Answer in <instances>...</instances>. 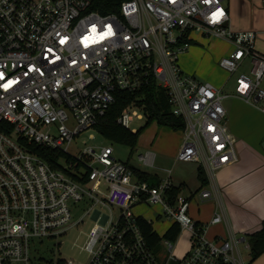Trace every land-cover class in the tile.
Listing matches in <instances>:
<instances>
[{"label":"built area","instance_id":"built-area-1","mask_svg":"<svg viewBox=\"0 0 264 264\" xmlns=\"http://www.w3.org/2000/svg\"><path fill=\"white\" fill-rule=\"evenodd\" d=\"M257 1L264 9V0ZM224 3L123 0L117 14L103 15L92 9V0H0V264H33L31 243L57 240L78 228L84 216L74 221L69 203L76 207L84 201L90 205L85 216L94 221L81 248L88 264H253L240 249L244 243L249 252L246 240L233 232L207 238L209 226H228L223 211L215 212L208 225L190 215L193 201H211L218 191L179 194L171 203L170 193L179 188L171 170L152 186L117 160L112 147L69 152L94 131L116 92L136 93L155 84L185 123L178 162L201 166L209 184L236 163V139L226 123L221 90L184 75L178 65L193 35L225 39L233 49L219 61L222 69L233 74L246 60L251 63L249 74L236 79L235 94L250 104L264 101V53L255 47L260 31H231ZM142 115L131 105L117 122L130 129L133 116ZM30 146L62 152L76 165L88 160L80 172L75 164L59 161L66 171L87 175V181L54 169ZM154 158L149 151L141 156L150 167ZM136 203L160 205L165 217L190 233L191 248L182 259L174 257V243L164 239L169 257L159 261L136 223Z\"/></svg>","mask_w":264,"mask_h":264},{"label":"rangeland","instance_id":"rangeland-1","mask_svg":"<svg viewBox=\"0 0 264 264\" xmlns=\"http://www.w3.org/2000/svg\"><path fill=\"white\" fill-rule=\"evenodd\" d=\"M224 4L230 10V30L233 32L250 29L259 30L260 35L257 37L255 47L258 51L264 52L263 7H260L257 0H225ZM193 39L196 44H191L188 50L179 57L178 65L182 73L186 76H192L202 83L211 82L220 89L221 95L224 97L223 106L226 110V123L229 131L237 129L238 135L235 137L244 139L255 150L257 149L258 152L263 153L264 137H260L259 130L264 127V101L259 103L251 101V104H247L235 95L236 79L241 74H249V70L251 69L250 60H246L235 73L230 74L219 66L221 58L228 56L233 49L230 42L222 38L198 34L193 35ZM138 114L141 113L138 112ZM146 120L144 115H142V119L133 116L129 127L132 130L138 131L144 127ZM181 142V131H174L170 127L153 121L142 130L138 145L134 150L128 146L109 142L99 133L89 131L69 148V152L76 155L89 148L98 150L100 147L109 146L114 150V156L117 160L128 163L131 167L143 173L153 176L157 175L164 179L166 178L164 170L175 169L176 171L184 167L188 170L187 164L176 162L175 160L176 149ZM146 151L155 154L154 167L145 166L138 159V156L145 154ZM216 178L222 188L224 206L231 221L233 212L230 205L241 208V212H251V205H256V203L264 198V182L255 183L249 177H237L234 171L228 168L219 171ZM196 186H198L197 182L189 183L191 190ZM188 192V189H185L183 195L187 196ZM69 207L71 208L74 221L84 216L82 224L78 228L70 230L65 237L58 238L57 240L47 238L35 239L30 246L33 264H59V261L63 260H72L75 264H88L89 255L83 252L81 248L85 243L90 228L94 225L91 217L85 216L90 205L84 201L77 203L76 207H73V204L70 202ZM196 208L197 206L194 202L191 209V217H193ZM113 213L115 217L118 215L116 209H114ZM157 213L161 214V209L155 206H143L135 210V214L144 217L152 223L153 228L162 237L170 227L172 220L166 218L164 215L161 222L156 223L154 215ZM209 217L210 212L208 209L202 208L200 218L206 220ZM244 236V233L241 232L238 233L237 238ZM190 238L191 235L188 231H182L179 234L176 241L177 246L174 250L176 258L182 259L189 252L191 248ZM240 249L244 257L249 258V252L245 249L244 243L240 244Z\"/></svg>","mask_w":264,"mask_h":264},{"label":"trees","instance_id":"trees-1","mask_svg":"<svg viewBox=\"0 0 264 264\" xmlns=\"http://www.w3.org/2000/svg\"><path fill=\"white\" fill-rule=\"evenodd\" d=\"M123 0H92V9L98 11L100 14L118 13L119 5ZM191 44H196L194 41ZM116 101L107 111L105 116L99 121L94 131L99 133L104 139L117 145H124L134 150L138 144V140L142 130L148 127L153 121H157L158 124L170 127L174 131H181L183 133L185 129V123L182 117L176 116L172 113L171 107L165 91L158 89L155 84L142 89L136 93H128L123 91L116 92ZM135 105L146 115V124L140 130L135 133L130 129H127L123 125L117 122L118 118L127 107ZM32 152L40 156L54 169H60L66 171L60 164V160H64L66 163L75 164V160L70 156L48 149L40 148L37 146H30ZM88 160L81 161L74 165L76 172L86 170L88 168ZM134 174L139 180L149 182L151 176L147 173H143L134 167H131ZM74 180L80 183L87 181V175L82 174V177H78L76 174L68 172ZM88 173V170L86 171ZM197 178L201 183V189L209 185L208 178L205 170L199 166L197 168ZM152 182L154 180H151ZM158 184H151L152 186ZM180 194V188L173 190L170 193V202L175 200L176 196ZM136 223L141 230L143 236L147 242L153 246L157 244L161 238L153 232V228L149 222L139 217L136 218ZM181 229L178 225H173L164 235V239L175 243ZM247 244L249 245L250 261L256 264V261L264 256V220L261 223L259 230L254 231L245 237Z\"/></svg>","mask_w":264,"mask_h":264},{"label":"crops","instance_id":"crops-1","mask_svg":"<svg viewBox=\"0 0 264 264\" xmlns=\"http://www.w3.org/2000/svg\"><path fill=\"white\" fill-rule=\"evenodd\" d=\"M260 52H262V51H260ZM262 53H264V52H262ZM208 83H211V82H208ZM236 97L240 100H243L240 97H238L237 95H236ZM247 104H250V103H247ZM236 131H237V129L232 130L231 134L236 139L237 162L232 164V165L227 166L224 169H227V168L232 169L237 177H240V176H245L246 178L249 177L251 179V181H253L255 183L264 182V148H263V153L260 151L258 152L257 149L255 150L244 139H238L237 137H235L236 135H238ZM259 131H260V137L263 138L264 137V127H262ZM135 132L136 131H134V133ZM182 142H183V133H182ZM182 142L180 143L179 147L176 149V156H177V153L179 152V150L182 146ZM263 142H264V140H263ZM146 152H148V151H146ZM141 156L142 155H139L138 159L140 160L141 163H143L141 160ZM155 159H156V156L154 158V162H155ZM175 160H176V158H175ZM176 162H178V161L176 160ZM185 164H187L188 170L185 167L183 169H180V168L177 169L178 171L177 170L175 171V169L171 170V180L173 181L176 188H178V187L180 188V194L183 195V191L185 189H188L189 192H188L187 196H185V197H190L194 193H198L203 188L201 189V183L199 182V180L197 178V168L199 167V165L196 163H185ZM145 166H148V165H145ZM224 169H222V170H224ZM164 173L166 174L165 170H164ZM150 176H151V179L148 182L149 184H154V183H157V182L162 180V178H160L157 175H154V176L150 175ZM216 177H217V174L214 177L213 183L212 184L210 183L205 189L213 190L214 194L218 191L219 194H218L217 198L212 199L210 202L206 201L203 204H199L200 202L197 201V199H196L190 205V215H191V213H192L191 209L194 205V202L196 203L197 208H196V211L194 210L195 213H193V217L196 220L193 217L192 218L196 222H199L201 224L208 225L209 221L211 220V218L215 212L223 211L224 214L226 215L227 220H228V226H226L224 224H220V225H216V226H209L208 229L206 230L207 231L206 232L207 238L215 239V238L220 237V236L225 237L229 234L230 231L236 235H238V233L243 232L244 235L246 236V235H248L254 231L259 230L261 227V223L264 220V198L261 199L260 202L256 203V205L255 204L251 205L252 206L250 208L252 210L251 212H249V211L241 212L240 211L241 208H236L234 205L233 206L230 205V208L233 212L232 213L233 218L231 221L229 214H228V212L224 206L222 188L218 184ZM151 180H154V181L152 182ZM193 182H197L198 186L194 187L193 190H191V188L189 187V183H193ZM211 187H213V188H211ZM206 203H208V204H206ZM143 206L159 207L161 209V214L157 213L156 215H154L155 216L154 220L156 221V223L161 222L162 218L164 217V214H163V208L160 205H150V204H140V203L134 204L132 211L137 218L141 217V218L145 219L144 217L135 214V210L137 208L143 207ZM202 208L203 209L207 208L208 211L210 212V217L206 220L205 219L203 220L200 218V211L202 210ZM145 220L147 222H149L147 219H145ZM150 224L153 228L152 223H150ZM173 225H174L173 222H171V225L167 229V231ZM183 231H186V230H183ZM153 232L158 235L157 231L154 228H153ZM166 232H165V234H166ZM164 235L162 237L158 235L161 238V240L157 244L151 246L148 243L149 246L153 248V251L156 254V256L158 257L159 261H161L162 263H165L169 257V254L167 253V251L162 246L163 241H164ZM245 236L242 238L240 237L239 239L241 241H243V239H245ZM176 246H177V242H175L173 244V248H172L173 255H174V250H175ZM174 257H175V255H174ZM176 259H178V258H176ZM256 264H264V256H262L260 259H258L256 261Z\"/></svg>","mask_w":264,"mask_h":264},{"label":"water","instance_id":"water-1","mask_svg":"<svg viewBox=\"0 0 264 264\" xmlns=\"http://www.w3.org/2000/svg\"><path fill=\"white\" fill-rule=\"evenodd\" d=\"M244 240V239H243Z\"/></svg>","mask_w":264,"mask_h":264}]
</instances>
